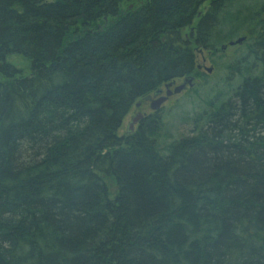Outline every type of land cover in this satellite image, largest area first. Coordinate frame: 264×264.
Wrapping results in <instances>:
<instances>
[{
    "label": "trees",
    "instance_id": "obj_1",
    "mask_svg": "<svg viewBox=\"0 0 264 264\" xmlns=\"http://www.w3.org/2000/svg\"><path fill=\"white\" fill-rule=\"evenodd\" d=\"M234 3L0 0V264H264V4ZM203 50L227 87L189 133L121 136Z\"/></svg>",
    "mask_w": 264,
    "mask_h": 264
},
{
    "label": "rangeland",
    "instance_id": "obj_2",
    "mask_svg": "<svg viewBox=\"0 0 264 264\" xmlns=\"http://www.w3.org/2000/svg\"><path fill=\"white\" fill-rule=\"evenodd\" d=\"M263 4L264 0H235L232 9L241 10L242 17H247L248 15L245 14L251 11H253L252 13L257 12ZM203 8L205 9L206 6ZM257 19H261L264 22V14ZM240 33L241 34L238 38L246 37L245 35L249 34L248 30ZM242 44L227 47L224 51L226 61L232 58L237 51L240 50L239 47ZM214 60H216V58L212 57V54L206 50L198 53L197 64L199 72L209 74L208 79L204 83L203 79L200 80L195 78L193 80V82L195 81L194 85L191 88H187L182 92L169 97L159 110L160 118L163 120V129L160 134L159 143L163 149H165L174 140L180 138L182 135L189 133L192 128V119L197 113L201 112V110L205 108L204 101L212 95L214 90L219 88L225 89L227 87V83L223 80V78L226 77L228 71L221 67V64L220 66L219 63L216 64ZM9 62L16 67L23 69L25 74L30 71L29 61L22 56H11L9 58ZM220 67L222 69H220ZM208 69H212L211 74L208 72ZM180 84H183V79L176 80L174 85L178 86ZM161 90L162 95H165L166 89L164 86L161 87ZM151 96L156 98V94H151ZM138 102H140V105L137 106L135 103L124 118L122 127L119 131L121 136L128 134L130 122L138 112H142L148 116L154 114L149 101L142 99Z\"/></svg>",
    "mask_w": 264,
    "mask_h": 264
},
{
    "label": "water",
    "instance_id": "obj_3",
    "mask_svg": "<svg viewBox=\"0 0 264 264\" xmlns=\"http://www.w3.org/2000/svg\"><path fill=\"white\" fill-rule=\"evenodd\" d=\"M245 40H246V38L242 37L236 41H231L229 43V45L234 46L237 44H242ZM222 49L223 50L226 49V46H223ZM208 71L211 72L212 69H208ZM193 80H194L193 78L185 79L183 84H181L179 86H175L174 89H172L173 83L167 84L165 86V88H166V94L165 95H162V90H160L157 92L156 98H152L151 96H148V97H146V100L150 101V107L153 111H159L161 109L162 105L167 101V99L169 97H171L174 94H178V93L182 92L183 90H185L187 88V86L192 87L193 86ZM139 105H140V103L137 104V106H139ZM145 117H146V115H144L142 113L136 114V116H134L132 118V121L130 122L128 132L129 133L133 132L135 125L140 123Z\"/></svg>",
    "mask_w": 264,
    "mask_h": 264
}]
</instances>
